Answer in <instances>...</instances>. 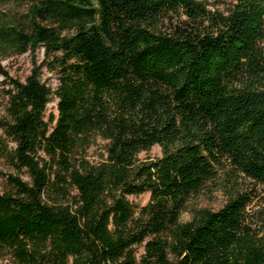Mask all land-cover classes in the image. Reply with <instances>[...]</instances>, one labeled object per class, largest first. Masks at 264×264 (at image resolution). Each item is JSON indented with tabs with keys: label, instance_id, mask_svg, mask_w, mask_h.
Wrapping results in <instances>:
<instances>
[{
	"label": "trees",
	"instance_id": "16d2710c",
	"mask_svg": "<svg viewBox=\"0 0 264 264\" xmlns=\"http://www.w3.org/2000/svg\"><path fill=\"white\" fill-rule=\"evenodd\" d=\"M39 49L26 81L12 78L3 59ZM8 81L0 130L15 144L5 151L15 173L0 170V257L264 264V0L0 8V106ZM53 100L58 114L47 116ZM156 145L160 157H140ZM215 190L222 208L193 205ZM144 193L146 205L129 199Z\"/></svg>",
	"mask_w": 264,
	"mask_h": 264
},
{
	"label": "rangeland",
	"instance_id": "374dc122",
	"mask_svg": "<svg viewBox=\"0 0 264 264\" xmlns=\"http://www.w3.org/2000/svg\"><path fill=\"white\" fill-rule=\"evenodd\" d=\"M31 2V0H20L11 2V4L1 5L0 8L3 10H9L10 8H18L21 4V10L25 9L27 5ZM45 58V50L39 49L36 51L35 54L32 52H28L22 55H14L9 58L3 59V65L5 66L6 70L9 72L10 76L16 80L25 82L27 77L32 73L34 68L35 60L38 64H41ZM43 80L48 83V85L52 87H56L58 85V78L55 74L49 72L45 67L43 69ZM2 80L4 78L2 77ZM11 84L5 82L1 87V101L2 105L0 106V116H4L6 114L5 106H6V93L4 90L11 88ZM57 103L58 100H53L48 105L47 116H49L52 112L58 114L57 111ZM0 136H2V142L0 143V170L5 173V175L10 173H15V170L8 164L7 158L5 157L6 147L7 150L10 152L15 144L11 142L10 139L6 137L4 132L0 130ZM106 141L99 140L98 144L93 146L89 150V155L91 159L96 160L98 156L103 152V146ZM2 147V148H1ZM162 155V148L159 145L153 147L150 152H142L140 157L142 159L146 158H157ZM25 179L28 180V176L25 174L23 175ZM7 185V176L0 175V192L6 189ZM151 198L150 193H144L141 195H131L129 199L135 203L136 205L143 206L146 205ZM227 201V197L222 190H215L212 193H203L197 198L193 200V205L199 207H207L212 210H218L224 206ZM192 215L190 213H185L182 216L183 221L190 220ZM138 255L141 256L144 254V246L137 248ZM0 264H13V262L9 258L0 257Z\"/></svg>",
	"mask_w": 264,
	"mask_h": 264
}]
</instances>
